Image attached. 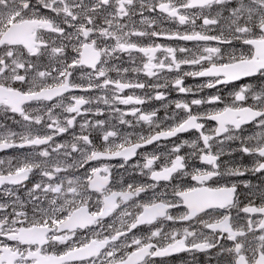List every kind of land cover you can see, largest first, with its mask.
<instances>
[{
	"label": "snow or ice",
	"instance_id": "6c2138e0",
	"mask_svg": "<svg viewBox=\"0 0 264 264\" xmlns=\"http://www.w3.org/2000/svg\"><path fill=\"white\" fill-rule=\"evenodd\" d=\"M9 113L0 264H264V0H0Z\"/></svg>",
	"mask_w": 264,
	"mask_h": 264
},
{
	"label": "flooded vegetation",
	"instance_id": "af4514ba",
	"mask_svg": "<svg viewBox=\"0 0 264 264\" xmlns=\"http://www.w3.org/2000/svg\"><path fill=\"white\" fill-rule=\"evenodd\" d=\"M201 21H197V24H200ZM164 27H167V28H170V29H173L175 30L176 28V25L170 23V22H165ZM183 27V26H181ZM159 42L161 43H166L167 41H164V40H160ZM184 42H181V44L183 45ZM187 46L189 48H192L193 47V43L192 42H187ZM122 59L126 60L127 57H122ZM123 67H128L129 64L128 63H124L122 65ZM185 68H187V66H184ZM111 75L115 76V73H112ZM131 75V74H129ZM141 79H144L143 77V74H141ZM207 78H204V77H187L185 79V85H188V86H191L193 89H194V94H188V95H185V94H180V93H177L175 91H171V94L169 95L168 99L169 100H175V99H192V98H200V97H206V96H209V95H212V94H216L217 93V89H203L202 91H199V92H195V89L198 85H201L205 82ZM243 83H252V84H257L259 83V80L257 77H245L243 78L242 80L240 81H236L234 82V84L232 85H229L227 87H224V86H218L219 88V92L222 96H224L225 98H227L228 102H231V97L229 96V93L236 87V85H239V84H243ZM127 94V90H126V93ZM237 103H241V102H237ZM245 106L249 105L252 103L251 99L243 102ZM161 104L160 101H156V100H153L151 101L149 104H146L145 107L146 108H156V107H159ZM122 108H124L125 106L121 105ZM169 112L173 111V108H169L168 109ZM194 111H195V108H194ZM159 116H163L164 115V111L161 110L160 113L158 114ZM11 116V114L9 113L7 116L5 115H0V122H5L7 123L9 126H12V127H15V125H13L12 123V120L9 118ZM249 131H256V129H254L252 127V125H247L245 126ZM197 135V133L195 132H189V133H183L181 134V138L183 139H191V138H194L195 136ZM68 134H65V138H67ZM175 139V138H173ZM165 143H170V142H165ZM154 146H149L148 150L151 151L152 148ZM230 147H236V144H232L230 145ZM13 155H18L17 153V150L16 149H8V150H5V151H0V158H3V157H11ZM233 159H239L240 158V153H235L234 156L232 157ZM222 160H228L229 157L228 156H222L221 157ZM244 162L247 163L248 162V158L245 157L244 158ZM95 163V162H94ZM113 164H118L119 163V160L116 159V160H113L112 161ZM119 173L123 174L125 176V178H127V174L124 173L123 169H119ZM117 174V171L116 170H113V175L115 176ZM247 179H250L252 180V183L253 184H259L260 183V177H259V174H257L256 176H248L246 177ZM191 184H195L194 181H189ZM247 192L246 189H243V188H240L238 189V192ZM19 194L21 195L22 198H24L25 196V192L23 189H19ZM244 197L241 196V200H243ZM258 202V201H257ZM173 211H177V210H173ZM222 259V258H220ZM217 260H218V257L216 256V249H212L210 250V252L208 253H205V252H183V253H180L178 255H175L171 258H169V264H217Z\"/></svg>",
	"mask_w": 264,
	"mask_h": 264
}]
</instances>
